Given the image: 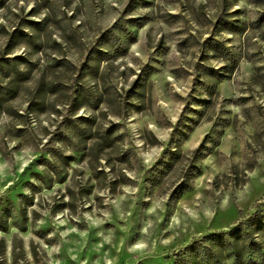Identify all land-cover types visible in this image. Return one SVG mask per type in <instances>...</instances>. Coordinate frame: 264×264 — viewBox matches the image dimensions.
Returning <instances> with one entry per match:
<instances>
[{
  "label": "rangeland",
  "instance_id": "374dc122",
  "mask_svg": "<svg viewBox=\"0 0 264 264\" xmlns=\"http://www.w3.org/2000/svg\"><path fill=\"white\" fill-rule=\"evenodd\" d=\"M258 201L264 0H0V264H173Z\"/></svg>",
  "mask_w": 264,
  "mask_h": 264
},
{
  "label": "trees",
  "instance_id": "16d2710c",
  "mask_svg": "<svg viewBox=\"0 0 264 264\" xmlns=\"http://www.w3.org/2000/svg\"><path fill=\"white\" fill-rule=\"evenodd\" d=\"M236 223L194 240L179 250L173 264H264V201ZM228 262V263H227Z\"/></svg>",
  "mask_w": 264,
  "mask_h": 264
},
{
  "label": "clouds",
  "instance_id": "9594fccd",
  "mask_svg": "<svg viewBox=\"0 0 264 264\" xmlns=\"http://www.w3.org/2000/svg\"><path fill=\"white\" fill-rule=\"evenodd\" d=\"M177 117L176 116H173V120H175Z\"/></svg>",
  "mask_w": 264,
  "mask_h": 264
}]
</instances>
